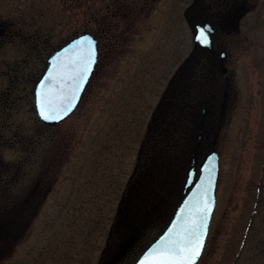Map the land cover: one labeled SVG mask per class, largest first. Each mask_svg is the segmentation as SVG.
Returning a JSON list of instances; mask_svg holds the SVG:
<instances>
[{"label": "rangeland", "instance_id": "rangeland-1", "mask_svg": "<svg viewBox=\"0 0 264 264\" xmlns=\"http://www.w3.org/2000/svg\"><path fill=\"white\" fill-rule=\"evenodd\" d=\"M82 3L0 0V19L15 30L0 43V154L13 171L18 165L23 170L6 193L0 180V207L3 195L20 201L37 175L50 183L25 232H18L21 216H10L0 264L106 262L118 250L126 220H141L149 208L156 220L136 248L140 252L164 226L161 219L180 192L166 191L183 164L174 142L184 144V136L179 126L171 132L179 115L157 106L193 47L181 12L168 11L180 9L182 0H89L87 15ZM99 26L106 29L96 33L100 61L78 108L47 127L33 95L45 60L76 33ZM237 39L226 63L232 107L213 147L220 157L216 206L197 264H264L263 6L248 15ZM180 80L179 88L169 86L165 100L179 90L176 100L184 105L179 92L188 88L187 72ZM11 206L10 212L16 210Z\"/></svg>", "mask_w": 264, "mask_h": 264}, {"label": "flooded vegetation", "instance_id": "flooded-vegetation-1", "mask_svg": "<svg viewBox=\"0 0 264 264\" xmlns=\"http://www.w3.org/2000/svg\"><path fill=\"white\" fill-rule=\"evenodd\" d=\"M74 1L77 3L80 1L81 3L83 2V15H87L90 10L89 0ZM182 4L180 9L174 5L168 11L179 10L181 12L192 32L193 47L192 51L170 78L169 86L175 83L177 85L176 87L179 88L181 84L180 78L187 72L189 78L188 88L185 92H179L181 95L180 99L185 103L181 105L182 102L176 100V94L179 90H173L175 86L171 88L173 90V93L170 95L172 98L165 100L166 92L169 89L168 86L165 90V95L162 96L158 103L157 111L165 104V111L177 110L180 116L181 109L184 108L182 120H180L181 118L179 116L175 121L171 120L173 124L175 123L171 132L177 131L179 126L181 132L187 135H182L181 132L177 131L180 138L184 136V144L178 141V139L174 142L177 145L174 151L179 150L178 155L180 156V161H183L182 166L178 167V175L172 172L175 168L171 165L173 161L169 160V174L173 173L176 179L171 180V185L168 188H166L167 181H165L166 184L160 183L164 185L168 194H174L177 190L180 191L178 192L179 194L174 206L172 205L173 207L170 206L169 209L167 208L169 215L167 216V213H164L165 217L161 219L162 225H165L168 221L175 206L185 194L186 182L194 165L198 169L199 163L214 149L213 147L219 133L218 130L224 125L227 113L232 107V102L229 99L233 96L232 81L231 77L227 74L229 67L226 65L231 54L228 50L230 43L234 41V38L238 42L237 37H240L242 34L248 15L258 5L264 7V0H182ZM13 31L15 30L12 28V24H7L4 19H0V43L4 42L8 36H11ZM85 31L99 34L100 31L105 32L106 29L99 26L93 31L89 29ZM201 32H203L204 37L207 39V44L198 38ZM98 41L100 44L99 37ZM161 110L163 111V109ZM152 117L154 120L156 114L154 113ZM42 123L47 127H55L60 124L49 125L44 122ZM180 144L185 147L179 148ZM167 149H172L170 143ZM170 152H168L169 156L177 155L171 154ZM17 173H23L21 165H18L13 171L9 162L4 161L0 154V180L3 184V193H6V189L8 190V186L16 177ZM36 178L37 180L33 185H30L28 190L26 189L24 191V196H22L20 201L3 195L2 198L4 200L6 199V202L0 207L2 209L0 211V239L7 236V232L12 230V224L9 221L11 215L21 216L22 225L18 229V232H25L30 227L31 221L34 219L33 217L38 213L39 204H41L43 197L46 196L47 191L50 189V183L43 175H37ZM10 202L13 204L11 206V208L13 207L12 210L16 209L11 212L9 211L10 208L7 207ZM142 214L141 220H126L124 229L122 231L120 230V240L116 242V246L120 250L127 237L140 230L141 236L137 239L136 243L127 252H113L106 262L101 259L99 264L102 262L104 264L133 263L141 253L135 252L136 248H139L140 243L148 234L150 223L153 224V221L156 220L151 217L149 208H145ZM118 222L120 221L118 220ZM15 230L13 229L14 235L16 234Z\"/></svg>", "mask_w": 264, "mask_h": 264}, {"label": "water", "instance_id": "water-1", "mask_svg": "<svg viewBox=\"0 0 264 264\" xmlns=\"http://www.w3.org/2000/svg\"><path fill=\"white\" fill-rule=\"evenodd\" d=\"M92 50L94 62L90 65V71L81 82L80 71L87 62V53ZM98 60V45L96 37L84 32L69 39L57 48L46 60L45 69L35 84V104L39 116L47 123L56 124L66 118L78 105L81 96L90 81L92 73ZM74 94V98H73ZM67 97L71 99V107L67 101L60 103V99ZM56 101L59 118L44 119L42 110L51 115L49 100ZM68 109L66 114L63 109ZM200 172L190 190L177 205L171 219L164 230L157 236L134 264H144L150 253L164 244L165 241L177 239L178 234L189 227L192 221L203 222L205 228L203 249L209 233L212 215L216 206V188L219 177V155L212 151L199 165ZM192 172L187 185L191 184ZM139 232L127 237L120 252L127 249L137 240ZM200 256L196 259L195 264Z\"/></svg>", "mask_w": 264, "mask_h": 264}, {"label": "snow or ice", "instance_id": "snow-or-ice-1", "mask_svg": "<svg viewBox=\"0 0 264 264\" xmlns=\"http://www.w3.org/2000/svg\"><path fill=\"white\" fill-rule=\"evenodd\" d=\"M199 39H202L205 44L208 43L201 32ZM94 62L93 53L90 49L87 53V62L84 64L80 71L81 82L84 77L90 71V65ZM74 98V94H73ZM67 101L68 107H71V99L64 97L60 99V103ZM49 107L51 108V115L48 111L42 110L44 119H55L59 118L57 108L55 106L56 101L49 100ZM67 108L63 109L65 114ZM204 224L203 222L197 223L192 221L191 225L183 230L181 234H178L177 239L165 241L160 247L150 253L149 258L146 259L144 264H195L196 259L200 256L203 249L204 242Z\"/></svg>", "mask_w": 264, "mask_h": 264}, {"label": "trees", "instance_id": "trees-1", "mask_svg": "<svg viewBox=\"0 0 264 264\" xmlns=\"http://www.w3.org/2000/svg\"><path fill=\"white\" fill-rule=\"evenodd\" d=\"M258 210V209H257ZM257 210H255L254 212L257 213Z\"/></svg>", "mask_w": 264, "mask_h": 264}]
</instances>
